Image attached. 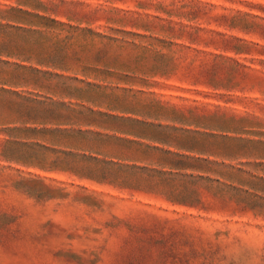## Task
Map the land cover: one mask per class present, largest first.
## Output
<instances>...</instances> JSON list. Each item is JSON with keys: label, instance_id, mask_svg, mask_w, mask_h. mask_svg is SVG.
<instances>
[{"label": "rangeland", "instance_id": "374dc122", "mask_svg": "<svg viewBox=\"0 0 264 264\" xmlns=\"http://www.w3.org/2000/svg\"><path fill=\"white\" fill-rule=\"evenodd\" d=\"M11 9L0 264H264V0Z\"/></svg>", "mask_w": 264, "mask_h": 264}, {"label": "trees", "instance_id": "16d2710c", "mask_svg": "<svg viewBox=\"0 0 264 264\" xmlns=\"http://www.w3.org/2000/svg\"><path fill=\"white\" fill-rule=\"evenodd\" d=\"M11 12H16L14 9H11L9 11L6 12V15H4V13L2 14V12H0V20L1 21H6V22H11L12 25H9V24H6V25H3V24H0V28L4 29V30H14L15 32H28V33H32V34H38V35H41L42 33L41 32H37L35 30H32L30 32V30H26L24 28L21 27V25H27V26H31V27H40L38 24H35V22H25V20H20L18 18H16L15 16H11ZM18 12L20 13L21 11L18 10ZM21 13H24V12H21ZM42 19V18H40ZM40 89H46L44 88V86H39ZM74 91L76 92V89H74ZM72 93L74 92H68V96H71ZM36 102V101H34ZM36 124V123H34ZM39 124H43L45 125V122H40ZM32 131H35V129H30ZM29 129L25 130V131H30ZM36 132V131H35Z\"/></svg>", "mask_w": 264, "mask_h": 264}]
</instances>
